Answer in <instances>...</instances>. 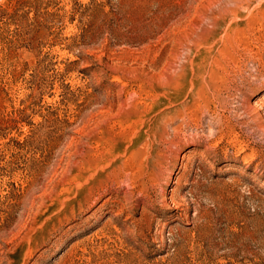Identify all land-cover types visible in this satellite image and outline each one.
Here are the masks:
<instances>
[{
  "label": "rangeland",
  "instance_id": "rangeland-1",
  "mask_svg": "<svg viewBox=\"0 0 264 264\" xmlns=\"http://www.w3.org/2000/svg\"><path fill=\"white\" fill-rule=\"evenodd\" d=\"M0 264H264V0H0Z\"/></svg>",
  "mask_w": 264,
  "mask_h": 264
}]
</instances>
